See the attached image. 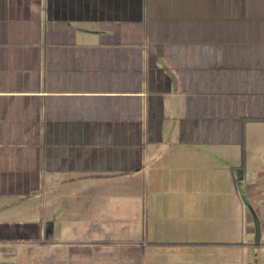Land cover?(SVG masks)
Returning <instances> with one entry per match:
<instances>
[{
  "label": "crops",
  "instance_id": "obj_1",
  "mask_svg": "<svg viewBox=\"0 0 264 264\" xmlns=\"http://www.w3.org/2000/svg\"><path fill=\"white\" fill-rule=\"evenodd\" d=\"M249 124H264V0H0V244L85 216L74 243L108 232L80 207L106 192L142 230L143 201L165 181L187 193L180 176L255 212L244 245L264 264V134Z\"/></svg>",
  "mask_w": 264,
  "mask_h": 264
},
{
  "label": "rangeland",
  "instance_id": "obj_2",
  "mask_svg": "<svg viewBox=\"0 0 264 264\" xmlns=\"http://www.w3.org/2000/svg\"><path fill=\"white\" fill-rule=\"evenodd\" d=\"M250 126L248 138L252 131L256 140L262 137L264 124ZM175 181H178L174 184L176 189H182L179 183L182 178L179 176ZM168 183L158 184L157 191L162 196L156 199L148 196L143 201L147 206L143 220L153 221L144 224L142 230L132 229L138 216L131 213L134 210L129 202L107 196L110 185L105 184L108 185L104 187L106 198L96 196L80 207L90 206L94 212L99 211L98 215L104 219L103 227L110 228L108 232H98L87 241L74 243L80 234H85V228L89 230L86 216L84 222L56 225L53 230L45 225L38 231L15 229L8 233L11 242L0 244V264H249L251 247L244 245L249 238L245 225L247 221L252 225V216L245 202L241 204L242 209L235 212V205H229L231 197L219 196L212 184L204 180L198 196L194 185L187 193L172 197L171 189L165 191ZM229 208L234 209L231 214ZM45 216L41 215V222ZM131 217L133 223H130ZM41 237L49 244H27L32 238ZM179 243H193L191 255L173 252L176 251L172 249L174 244ZM195 243H202V247Z\"/></svg>",
  "mask_w": 264,
  "mask_h": 264
},
{
  "label": "trees",
  "instance_id": "obj_3",
  "mask_svg": "<svg viewBox=\"0 0 264 264\" xmlns=\"http://www.w3.org/2000/svg\"><path fill=\"white\" fill-rule=\"evenodd\" d=\"M190 184H192V185H190ZM195 185V188L197 189L199 186V184H197V183H193L192 181H190V183H185V184H182L181 185V187H183V190H190L191 188L193 189V186ZM181 189V188H180ZM195 189V190H196ZM202 192V191H201ZM201 192L200 193H197L196 192V196H198L199 194H201ZM161 195V194H160ZM181 195V194H180ZM162 196V195H161ZM167 196H171L170 194H168ZM175 196H176V194H175ZM194 196V195H193ZM154 199H156V198H154ZM193 217H195V216H193ZM191 219V218H190ZM192 220V219H191ZM194 220V219H193ZM149 221H152L151 219H149ZM183 240V239H182ZM172 244V243H171ZM191 244H193V243H185V244H183V243H179V244H174L175 246H174V248H172V249H175L176 251H173V252H175V253H183V254H186V255H191V249H190V247H191ZM195 244H197V245H199L200 247H202L201 246V244L202 243H195ZM173 245V244H172ZM178 245V246H177ZM186 252H189L188 254L186 253Z\"/></svg>",
  "mask_w": 264,
  "mask_h": 264
},
{
  "label": "water",
  "instance_id": "obj_4",
  "mask_svg": "<svg viewBox=\"0 0 264 264\" xmlns=\"http://www.w3.org/2000/svg\"><path fill=\"white\" fill-rule=\"evenodd\" d=\"M250 211H251L253 227H254V242L258 243L261 237V227H260L259 219L255 214V212L252 209H250ZM252 258H253V264H259V255L256 247L254 248Z\"/></svg>",
  "mask_w": 264,
  "mask_h": 264
}]
</instances>
